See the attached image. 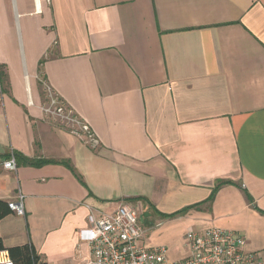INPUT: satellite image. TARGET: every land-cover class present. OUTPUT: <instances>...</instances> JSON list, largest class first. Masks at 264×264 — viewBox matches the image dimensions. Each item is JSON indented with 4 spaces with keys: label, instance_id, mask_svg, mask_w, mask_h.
Masks as SVG:
<instances>
[{
    "label": "crops",
    "instance_id": "1",
    "mask_svg": "<svg viewBox=\"0 0 264 264\" xmlns=\"http://www.w3.org/2000/svg\"><path fill=\"white\" fill-rule=\"evenodd\" d=\"M0 79V159L47 161L0 171V200L24 195L6 248L86 264L89 215L125 201L170 259L211 226L264 259V0H0ZM46 84L97 148L44 113Z\"/></svg>",
    "mask_w": 264,
    "mask_h": 264
},
{
    "label": "built area",
    "instance_id": "2",
    "mask_svg": "<svg viewBox=\"0 0 264 264\" xmlns=\"http://www.w3.org/2000/svg\"><path fill=\"white\" fill-rule=\"evenodd\" d=\"M46 93L48 101L42 107L44 113L80 137L91 148H97L100 139L90 124L61 101L47 84ZM17 167L13 152L8 158L0 159V171L15 172ZM8 204L11 210L24 215L22 193ZM80 234L91 247V255L86 264H264L263 258L246 249V238L241 233L217 226L187 230L185 244L189 250L188 255L170 259L166 246L149 247L143 243L146 232L140 223L139 210L125 201L111 212L98 216L90 214L89 226L82 229ZM0 264L15 262L4 254L0 256Z\"/></svg>",
    "mask_w": 264,
    "mask_h": 264
},
{
    "label": "trees",
    "instance_id": "3",
    "mask_svg": "<svg viewBox=\"0 0 264 264\" xmlns=\"http://www.w3.org/2000/svg\"><path fill=\"white\" fill-rule=\"evenodd\" d=\"M14 155L17 159V164L19 163H28V164H32V165H40L43 164L45 162H47L46 160H38V159H32V158H28L26 156H23L20 153L14 152ZM229 183V181H219L218 185L216 187H214L211 195L208 197V199L206 201L208 202H212L214 200V197L218 191V189L223 185ZM249 200L252 201V198L250 197L249 194H247ZM140 199V198H139ZM200 203H195L189 206H186L178 211H175L173 213L170 214H163V216H167V217H174L178 214H182L184 212H186L187 210H189L190 208H193L194 206H197ZM11 209L9 207V204L7 202L1 201L0 200V219L2 217H4L6 214L10 213ZM261 212H263L261 210ZM6 250L8 252V255L10 256V258L13 259V261L15 262V264H47L43 261H41L40 257L36 254L34 248L29 245V244H24V245H20V246H14V247H10V248H6L2 242V239L0 238V251H4Z\"/></svg>",
    "mask_w": 264,
    "mask_h": 264
},
{
    "label": "bare ground",
    "instance_id": "4",
    "mask_svg": "<svg viewBox=\"0 0 264 264\" xmlns=\"http://www.w3.org/2000/svg\"><path fill=\"white\" fill-rule=\"evenodd\" d=\"M1 255H4V253H2Z\"/></svg>",
    "mask_w": 264,
    "mask_h": 264
},
{
    "label": "rangeland",
    "instance_id": "5",
    "mask_svg": "<svg viewBox=\"0 0 264 264\" xmlns=\"http://www.w3.org/2000/svg\"><path fill=\"white\" fill-rule=\"evenodd\" d=\"M45 99H46V95H45Z\"/></svg>",
    "mask_w": 264,
    "mask_h": 264
}]
</instances>
